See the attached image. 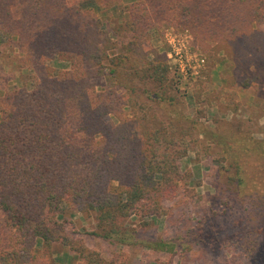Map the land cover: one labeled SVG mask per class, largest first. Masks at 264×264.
<instances>
[{"label": "trees", "instance_id": "1", "mask_svg": "<svg viewBox=\"0 0 264 264\" xmlns=\"http://www.w3.org/2000/svg\"><path fill=\"white\" fill-rule=\"evenodd\" d=\"M68 1L0 0L1 26L18 36L26 49L22 62L37 71L32 89L13 91L0 110V264H58L54 244L75 253L77 264H130L120 252L104 258L89 248L75 223L59 216L63 204L94 213L89 234L113 241L130 230L133 214L156 217L166 201L190 196L184 186L190 175L179 165L185 128L150 110L138 116L134 107L133 79L157 88L170 83L163 55L149 46V31L155 21L173 17L201 45L214 42L235 61L241 41L253 36V22L264 24V0H130L123 13L132 39L111 53L118 44L102 35L93 8ZM259 42L264 57L263 39L252 45ZM53 57L71 68L79 58L82 73L45 67ZM98 77L113 85L92 97ZM124 107L135 117L121 118ZM111 116L120 118V129Z\"/></svg>", "mask_w": 264, "mask_h": 264}, {"label": "rangeland", "instance_id": "2", "mask_svg": "<svg viewBox=\"0 0 264 264\" xmlns=\"http://www.w3.org/2000/svg\"><path fill=\"white\" fill-rule=\"evenodd\" d=\"M129 3L68 1L83 10L93 8L90 11L100 21L102 35L118 44L111 53L121 52V46L132 39L123 13ZM251 28L253 36L241 41L234 61L214 42L201 45L173 17L155 21L149 31V46L163 55L170 83L157 88L151 82L133 79L134 107L138 116L150 110L165 121L173 117L185 128L187 150L179 165L190 175L184 185L190 196L166 201L156 217L133 214L127 220L130 230L113 241L89 234L95 228L94 213L63 204L59 219L72 220L89 248L100 251L104 258L120 252L130 264H181L184 260L186 264H264V57L256 49L260 42L255 48L252 45L253 40L262 38L264 47V33L259 32L264 31V24L253 22ZM25 52L18 36L0 23V110L7 106L13 91L32 89L37 71L22 62ZM152 58L153 53L148 55ZM43 63L52 71L69 69L76 76L83 70L79 58L75 68L57 57ZM94 82L93 93L89 91L92 97L108 83L113 85L103 77ZM132 113L124 107L121 118L135 117ZM118 119L112 117V122L120 129ZM131 134L136 135L135 130ZM190 228L189 236L186 231ZM175 249L186 251V256L173 254ZM52 255L58 264L79 261L75 253L59 244L52 246Z\"/></svg>", "mask_w": 264, "mask_h": 264}, {"label": "built area", "instance_id": "3", "mask_svg": "<svg viewBox=\"0 0 264 264\" xmlns=\"http://www.w3.org/2000/svg\"><path fill=\"white\" fill-rule=\"evenodd\" d=\"M176 54H178V53H176ZM179 58H180V56H179Z\"/></svg>", "mask_w": 264, "mask_h": 264}]
</instances>
